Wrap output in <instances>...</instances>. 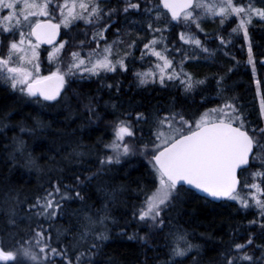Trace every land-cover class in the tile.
<instances>
[{
    "label": "snow or ice",
    "instance_id": "1",
    "mask_svg": "<svg viewBox=\"0 0 264 264\" xmlns=\"http://www.w3.org/2000/svg\"><path fill=\"white\" fill-rule=\"evenodd\" d=\"M5 11L6 15L3 14ZM217 16L221 25L233 16L238 18L239 22L229 37L239 36L242 32L243 40L248 43L247 64L251 66L252 76L256 77L257 61L248 26L254 18L264 22V8L256 7L255 0H247V3L244 0H115V3L112 0H0V82L21 99L51 107L65 99L64 94L76 79L127 72L128 63L136 61L138 51L140 61L155 58L152 67L134 73L139 87L158 83L161 89L179 88L187 96L205 85L206 80L197 79L186 71V64L216 54V50L205 46L193 28L203 32V18ZM80 22L85 27L77 35L83 39L72 36L57 40L61 29L65 30L64 35H68L79 27ZM113 28L115 39L109 41L107 33ZM177 28L181 29L177 33L179 44L172 38ZM134 32L135 38H131ZM146 36L150 38L145 42ZM217 39V50L229 55L227 49L233 45V40L222 35H217ZM91 44L96 47L90 48ZM41 45L50 46L51 50L45 49L47 59L55 64V69L47 75L41 73ZM68 47L77 50L67 53L65 63L64 54ZM259 63L264 69V59ZM224 80V77L216 79V97H202L201 100L202 104L212 99L221 103L198 115H188L186 109H178L175 99L167 106L156 104L144 111L124 113V119L116 123L113 141L104 145L111 154H97L93 159V154L77 141L63 158L67 163L55 169L59 175L50 179L43 194L33 201L21 198L18 191L9 188L0 200V206L6 205L2 210L6 212L8 224L16 227L19 223H28L31 226L34 222L35 227L26 241H17L15 249L0 244V262L96 264V256L109 240L107 225L116 223L111 215L112 209L123 202L121 197L127 188L123 184L112 185L110 181L94 185L93 181L108 176L113 166L137 152L150 165L153 188L140 185L135 190L137 197L142 199L134 207L132 218L147 230L143 235L134 232L128 239L151 246L154 235L164 233L167 259L163 264H183L184 258L193 250L199 255L201 246L191 239L194 234L178 221L174 223L172 216L177 205L182 204L193 189L206 200L237 201L244 210L254 208L256 218L249 221V226L257 227L264 235L262 81L255 80L257 95L261 98L258 119L253 121L244 106L239 104V98L227 95L229 89ZM113 87L111 83L101 84V88L112 90ZM120 91V82L117 81V96ZM94 99L89 97L85 105L90 122L102 118L97 110L98 100L94 103ZM109 106L118 107L114 101L105 103V107ZM136 107L143 108L144 105L141 103ZM10 116L8 113L0 118V126L9 127L4 120ZM144 125L148 127L147 140L143 138ZM18 127L21 133L29 135L44 128L51 130L50 124L44 125L40 120L35 121L34 127L23 123ZM137 131L141 133L140 143L133 145L125 141V137L135 140ZM26 149L22 136L13 137L8 159L15 166L19 154L24 160L23 167L29 172L33 169L42 171L37 158ZM254 166L258 168L249 173L253 180L249 183L245 173ZM51 171L53 169H49ZM90 188L104 195L102 206L95 214L91 212L92 206H84L86 199H90L86 197ZM244 189L249 191L243 193ZM75 202H79L81 208L69 211V206ZM65 216L76 218V230L57 228L54 245L51 229ZM44 223L48 224L47 228ZM165 228H168L167 232H164ZM250 248L251 252L248 251ZM220 257L223 264H264V244H256L255 234H249L244 243L231 245L221 252ZM192 264H198L195 257Z\"/></svg>",
    "mask_w": 264,
    "mask_h": 264
},
{
    "label": "trees",
    "instance_id": "2",
    "mask_svg": "<svg viewBox=\"0 0 264 264\" xmlns=\"http://www.w3.org/2000/svg\"><path fill=\"white\" fill-rule=\"evenodd\" d=\"M115 3V0H112ZM247 3V0H244ZM255 6L264 8V0H255ZM137 18V17H134ZM203 32H196V35L205 42L210 50H216V54L210 57H201L198 62L186 64V71L191 72L197 79H205V85L201 86L195 93L185 96L179 88L169 87L161 89L159 84L139 87L134 76L135 72L145 71L153 64L151 60L140 61L139 52L136 53V61L128 63V71H117L108 73L101 78L76 79L72 87L64 94L65 99L60 104L51 107L40 105L21 99L18 94L13 93L0 82V118L11 113L9 119L4 123L9 127L0 126V200H3L4 193L9 189H15L21 194V198L27 197L33 201L38 195H42L44 189L49 186V180L59 175L55 169L63 167L67 162L63 159L71 152L72 147L79 141L85 150L90 151L94 159L97 154H111L110 149H105V144H110L114 138L112 129L118 120L124 119V113L129 111H144L153 105L160 104L167 106L175 99L176 107L184 108L188 115H198L208 108L216 107L221 103L218 99L210 102H201L202 97H216V79L224 77V83L228 87L227 95L237 96L239 104L249 114L250 120H257L261 96L257 95L255 80L260 79L261 95H264V69L259 61L264 58V22L254 18L249 25V37L252 42L253 55L257 61V75L251 74V66L247 64L248 43L243 40V34L229 37L232 28L238 24V18L231 17L224 25L220 24V17L206 21ZM123 28L124 25H118ZM85 26L79 23L68 35L62 38L69 39L75 36L77 40L83 36L77 35ZM130 27V26H129ZM177 28L172 33V38L177 39ZM115 29H111L107 36L111 39L115 36ZM207 34V35H205ZM217 35L226 39L231 38L233 45L227 49L229 55H224L222 50H217L219 40ZM131 38H135V32ZM150 38V37H149ZM147 36L145 37V42ZM75 44L76 41H71ZM95 44H91L90 48ZM142 46V45H141ZM93 47V48H94ZM77 50L75 47H68L67 53ZM88 50V49H86ZM66 55V53H65ZM234 57V59H233ZM229 69H232L230 72ZM120 82V94L115 92L116 82ZM111 83L112 90L101 88V84ZM93 97L94 103L98 100L97 110L101 119L89 121V114L85 108L88 98ZM114 101L116 109L105 107V103ZM143 104V108H137V104ZM40 120L44 125H51V130L44 128L37 131L35 135L21 133L18 125L23 123L27 127H34L35 121ZM134 122V121H133ZM144 140L149 139L147 125L142 126ZM26 141L27 151L37 158L42 171L33 169L29 172L23 167L24 160L17 154L16 165L8 159L11 152L13 137H19ZM140 131L136 132V138L127 137L129 144L140 143ZM95 168V166H93ZM255 168V167H252ZM49 169L53 171L49 172ZM6 178V179H5ZM150 165L138 152L122 159L121 164L113 166L106 177L99 181H93L96 185L102 181H110L112 185H125L127 191L121 197L122 203L116 205L111 212L116 223L109 222V240L105 242L99 254L96 256V264H163L167 259V248L164 247V233H157L152 238L150 245H142L136 240H129L128 237L139 231L141 235L147 230L146 227L132 218L134 207L140 204L142 197L138 198L136 191L138 186L143 185L147 189L153 188ZM243 179V177H242ZM264 188V183L261 184ZM85 208L92 206L91 212L95 214L100 209L104 200L102 192L90 188L86 193ZM264 198V197H262ZM6 205L0 206V244L7 249L18 247L17 241H26L32 228L28 223H19L16 227L8 224L6 212L2 210ZM81 208L79 202L72 203L69 211ZM174 223L178 221L188 232L193 233L192 242L200 245L199 255L193 250L188 257L184 258L183 264H192L193 257L198 264H223L220 254L235 243H244L249 234H255V243L264 244V235L255 226H249V221L256 218V210L242 209L237 203L226 200L221 203L206 200L194 192L185 197L182 204H178L173 211ZM69 220L72 221L71 225ZM47 228L48 224L44 223ZM72 228L76 230V218L65 216L53 225L52 242L56 243L57 228ZM123 230V232H122ZM165 228L164 232H167ZM249 252L252 249H248ZM259 256V251L256 252ZM2 264V262H0Z\"/></svg>",
    "mask_w": 264,
    "mask_h": 264
},
{
    "label": "rangeland",
    "instance_id": "3",
    "mask_svg": "<svg viewBox=\"0 0 264 264\" xmlns=\"http://www.w3.org/2000/svg\"><path fill=\"white\" fill-rule=\"evenodd\" d=\"M3 14H7V12L5 11ZM218 17V16H217ZM216 18V17H215ZM215 18H211V17H205V18H203V20H202V23H201V27L203 28L204 27V25H207L206 24V21H211V20H214ZM238 22H239V20H238ZM181 30V29H180ZM193 32H197V33H199L195 28H193ZM113 39H115V36H113L112 37ZM149 37H147V39H148ZM108 39H109V41H111V40H113V39H111L110 37H108ZM126 39H129V38H127L126 37ZM94 46H92L91 48H93ZM121 47H123V46H121ZM95 48V47H94ZM48 50H51L50 48L48 49ZM74 51V50H73ZM85 51H87V50H85ZM84 53H82V55H83ZM64 60H65V63L68 61V55H67V52H66V55L64 54ZM155 60V58H152L151 59V62L153 63V61ZM40 62H41V73L43 74V75H47L48 74V72L50 71V70H54L55 69V64L54 63H50L49 62V60L47 59V52L45 51V48H42L41 47V49H40ZM150 67H152V65L150 66ZM153 70H155V69H153ZM92 78V77H91ZM84 79H89L87 76L84 78ZM2 83V82H1ZM3 84V83H2ZM4 85V84H3ZM204 112V111H203ZM115 126H116V124L115 125H113V129H112V132H113V135L115 136V134H114V130H115ZM114 139V138H113ZM113 141V140H112ZM125 141L127 142V137H125ZM255 168H249L248 169V172L247 173H245V175H248V180H249V183H251V182H253V180H252V177L249 175V173H252V172H255V171H257V168H258V166H254ZM256 182H260V180H257ZM247 191H249V190H247V189H244L243 190V193H246ZM252 191H254V190H252ZM242 193V194H243ZM231 202H235V203H237L238 205H239V203L237 202V201H231ZM240 206V205H239Z\"/></svg>",
    "mask_w": 264,
    "mask_h": 264
},
{
    "label": "water",
    "instance_id": "4",
    "mask_svg": "<svg viewBox=\"0 0 264 264\" xmlns=\"http://www.w3.org/2000/svg\"><path fill=\"white\" fill-rule=\"evenodd\" d=\"M61 38H62V30H61V36H60V37H57V40H60ZM41 47H42V48H49L50 46H48V45H41ZM263 59H264V58H263ZM192 192H194L195 194H197L198 196H200V197L203 198L202 194L197 193L196 190L193 189ZM209 201H210V199H209ZM224 201H225V200L211 201V202L221 203V202H224Z\"/></svg>",
    "mask_w": 264,
    "mask_h": 264
},
{
    "label": "flooded vegetation",
    "instance_id": "5",
    "mask_svg": "<svg viewBox=\"0 0 264 264\" xmlns=\"http://www.w3.org/2000/svg\"><path fill=\"white\" fill-rule=\"evenodd\" d=\"M109 37V36H108Z\"/></svg>",
    "mask_w": 264,
    "mask_h": 264
}]
</instances>
